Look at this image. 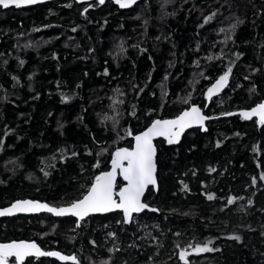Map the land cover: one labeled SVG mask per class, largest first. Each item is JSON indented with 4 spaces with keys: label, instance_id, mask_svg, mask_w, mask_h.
<instances>
[{
    "label": "trees",
    "instance_id": "16d2710c",
    "mask_svg": "<svg viewBox=\"0 0 264 264\" xmlns=\"http://www.w3.org/2000/svg\"><path fill=\"white\" fill-rule=\"evenodd\" d=\"M229 67L226 89L209 99ZM263 102L264 0L0 8V208L67 206L154 120L193 106L211 117L178 146L155 143L158 190L144 203L157 212L79 227L49 215L3 219L0 243L35 242L76 264H180L181 250L211 241L218 250L189 264H264V125L236 115Z\"/></svg>",
    "mask_w": 264,
    "mask_h": 264
},
{
    "label": "snow or ice",
    "instance_id": "6c2138e0",
    "mask_svg": "<svg viewBox=\"0 0 264 264\" xmlns=\"http://www.w3.org/2000/svg\"><path fill=\"white\" fill-rule=\"evenodd\" d=\"M43 2L44 0H0V8L8 9L11 6L21 8L25 5H36ZM98 3L102 5L105 3V0H98ZM116 3L121 8H129L136 3V0H116ZM212 15L214 16L215 13ZM211 19L212 17L210 16L205 22L207 23ZM233 28H235V25H233ZM231 71L232 69L229 67L227 72L208 89L209 99L227 86ZM226 115H233V113H226ZM241 115L244 119L258 116L261 125H264V103H260L249 112H242ZM207 119H211V117L202 115L199 108L192 107L190 110L184 111L176 119L155 120L145 132L134 137L136 144L133 150L130 151L125 148L115 152L112 160V170L96 176L94 183L82 199L74 201L67 206L59 207L31 200L17 201L10 207L0 210V217L12 216L21 212H47L55 217H76L78 219L77 227H79V222L84 221L90 214L109 213L119 210L123 213L124 221L131 222L133 213H140L149 208L147 204L142 202L141 197L148 185L156 184L154 175L156 171L154 162L156 151L152 143L153 139L155 137H164L168 144L178 143L185 129L194 125H200L203 128L204 122ZM203 130L207 131L206 128H203ZM118 173L126 181V186L120 188L119 191L116 190V177ZM261 179L264 180V175L261 176ZM185 189H187V185H185ZM207 199L213 200L215 197L208 195ZM235 199L229 198L227 203L233 204ZM149 210L153 212L158 211L156 208H150ZM112 235L114 237L115 234ZM229 239L238 241L240 237L233 235ZM210 243L211 241L203 246L197 244L189 245L188 247L192 248L196 254L218 250L210 247ZM116 250L118 251L119 249ZM190 254L188 249L180 251L179 257L184 261V264H188L187 256ZM44 256L57 257L61 261H71L72 264H76L75 256L69 257L55 251L41 250L35 242L0 244V264H25L26 257ZM10 258L15 259L14 261H10Z\"/></svg>",
    "mask_w": 264,
    "mask_h": 264
},
{
    "label": "water",
    "instance_id": "95a60500",
    "mask_svg": "<svg viewBox=\"0 0 264 264\" xmlns=\"http://www.w3.org/2000/svg\"><path fill=\"white\" fill-rule=\"evenodd\" d=\"M62 1H72V2H74L75 4H77V5H87V4H90V3H92V2H94V1H98V0H44V2L43 3H40V4H36V5H25V6H22L21 8H15L14 6H11V7H9L8 9H12V8H15V9H29V8H33V7H36V6H39V5H44V4H49V3H55V2H62ZM106 1V0H105ZM113 1V3L118 7V9H120V10H122V11H127V10H129V9H131L133 6H135V5H137V4H139L140 2H142V1H145V0H136V3L135 4H133L131 7H129V8H121L120 6H119V4L118 3H116V0H112ZM101 5V4H100ZM103 5V4H102ZM2 10H7V9H3V8H1ZM216 83V82H215ZM214 83V84H215ZM213 84V85H214ZM212 85V86H213ZM227 87V86H226ZM226 87H224L219 93H217V94H215V95H213V96H216V95H218V94H220V93H222L225 89H226ZM212 96V97H213ZM264 103V102H263ZM259 104H257L256 106H254L253 108H255V107H257ZM193 107H197V106H193ZM192 107H190L189 109H187V110H185V111H188V110H190ZM198 108V107H197ZM253 108H250V109H248V110H242V111H240L239 113H237L236 115H238V116H240L241 118H243L244 119V117L241 115V113L242 112H249V111H251ZM200 109V108H199ZM201 110V109H200ZM184 112V111H183ZM182 112V113H183ZM181 113V114H182ZM181 114H179L178 116H180ZM201 114L202 115H204V116H206V117H208L207 115H205L204 113H203V111L201 110ZM177 116V117H178ZM177 117H175V118H171V119H159V120H173V119H176ZM158 120V119H157ZM211 119H207L205 122H204V125H203V128H206V123L207 122H209ZM246 122H250V121H252V120H256L257 122H259L260 123V121H259V117L258 116H253L251 119H244ZM155 121V120H154ZM153 121V122H154ZM152 122V123H153ZM152 123L149 125V127L152 125ZM148 127V128H149ZM147 128V129H148ZM203 128L200 126V125H194V126H192V127H190V128H187V129H185L184 130V132L181 134V136H180V138H179V142L178 143H174V144H168V142H167V140L164 138V137H155L154 139H153V141H152V143H153V146L155 147V151H156V154H155V157H154V162H155V165H156V161H155V159H156V156H157V150H156V146H155V143L157 142V141H159V140H161V141H163L165 144H166V146H168V147H171V146H178L179 144H180V142H181V139H182V137L188 132V131H190V130H193V129H200L202 132H204L205 130H203ZM147 129H145L144 131H142V132H140V133H138L137 135H140V134H142L143 132H145ZM136 136V135H135ZM134 136V137H135ZM134 137H133V139H132V146H131V148H126V149H128V150H133L134 148H135V144H136V142H135V140H134ZM122 149H125V148H122ZM120 150V149H119ZM116 152V151H115ZM115 152L113 153V155H112V159H111V161H110V163H109V169L107 170V171H105V172H110L111 170H112V160H113V158H114V154H115ZM105 172H102V173H100L99 175H101V174H103V173H105ZM156 172H157V166H156V171H155V173H154V175H155V179H156V184L155 185H148V187L145 189V191H144V194H143V196L141 197V200H142V202L144 203V198H145V196H146V194H147V192H148V190L149 189H152L154 192H157V190H158V186H157V177H156ZM121 181V183H122V186L120 187V188H123V187H125L126 186V181H124L123 180V177L122 176H120L119 175V173L117 174V177H116V190H117V182L118 181ZM94 183V182H93ZM92 183V184H93ZM91 187V186H90ZM90 189V188H89ZM88 189V190H89ZM117 191H119V189L117 190ZM88 192V191H87ZM87 192H86V194H87ZM85 194V195H86ZM83 198V197H82ZM81 198V199H82ZM116 199H118V197H116ZM24 200H30V199H24ZM20 201H23V200H20ZM31 201H35V202H40V201H36V200H31ZM15 203V202H14ZM40 203H45V202H40ZM13 204V203H12ZM11 204V205H12ZM47 204V203H46ZM10 205V206H11ZM10 206H8V207H10ZM8 207H5V208H0V210H3V209H6V208H8ZM150 209V207L148 208V209H145L144 211H142V212H140V213H133V217H135V216H139V215H141L142 213H144V212H153V211H150L149 210ZM116 212H118V213H121V215H122V217H123V220H124V216H123V213L121 212V211H119V210H116V211H113V212H109V213H93V214H90L88 217H86V219L85 220H87L88 218H90V217H96V216H103V215H106V214H112V213H116ZM157 212V211H156ZM40 215H49V216H51V217H53V218H57V219H60V218H72V219H74L77 223H78V219L76 218V217H55V216H53L52 214H50V213H47V212H38V213H23V212H21V213H16L15 215H12V216H3V217H0V220L1 219H9V218H16V217H36V216H40ZM84 220V221H85ZM81 222H83V221H80L79 223H81ZM125 222V221H124ZM126 223H128V222H126ZM13 242H16V243H19V242H26V241H12V242H7V243H0V244H9V243H13ZM38 245V244H37ZM42 250V249H41ZM56 252V251H55ZM191 254L189 255V256H187V261H188V264H189V258H191L194 254H195V252L194 251H192V250H190L189 251ZM180 253V252H179ZM61 254V253H60ZM61 255H63V254H61ZM66 256V255H65ZM69 257H71V256H69ZM39 258H47V259H51V260H54V261H57L59 264H72V262L71 261H68V262H65V261H61V260H59L57 257H50V256H44V257H26L25 258V261L26 260H28V259H39ZM10 259H15V258H10ZM178 260H179V262H180V264H184V261H182L181 259H180V257H179V254H178Z\"/></svg>",
    "mask_w": 264,
    "mask_h": 264
},
{
    "label": "flooded vegetation",
    "instance_id": "af4514ba",
    "mask_svg": "<svg viewBox=\"0 0 264 264\" xmlns=\"http://www.w3.org/2000/svg\"><path fill=\"white\" fill-rule=\"evenodd\" d=\"M21 200H24V199H21ZM17 201H20V200H17ZM17 201H15V202H17ZM14 203V202H13ZM8 219V218H7ZM1 220H3V219H1ZM7 243V242H6ZM37 244V243H36ZM39 246V245H38ZM40 247V246H39ZM41 248V247H40ZM40 259V258H39ZM47 259V258H46ZM28 260H30V259H28ZM32 260H36V259H32ZM10 261H14V259H10ZM57 262V261H56Z\"/></svg>",
    "mask_w": 264,
    "mask_h": 264
}]
</instances>
